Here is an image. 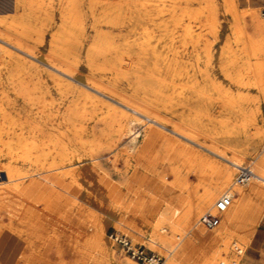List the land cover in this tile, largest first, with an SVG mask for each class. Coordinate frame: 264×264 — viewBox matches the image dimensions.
I'll return each instance as SVG.
<instances>
[{"label": "rangeland", "instance_id": "1", "mask_svg": "<svg viewBox=\"0 0 264 264\" xmlns=\"http://www.w3.org/2000/svg\"><path fill=\"white\" fill-rule=\"evenodd\" d=\"M258 22L264 24V0H0V105L23 120L48 122L45 134L27 132L28 142L40 143L72 122L78 138L74 147L79 154L90 155L76 168L80 189L63 176L69 164L60 163L61 170L44 168L53 158L60 161L46 147L22 162L13 159L0 141V167L11 165L40 175L28 182L60 175L58 192L66 207L77 205L71 214L79 224L92 215L98 201L114 210L127 208L120 213L123 227L109 219L104 228L102 216L96 214L88 224L94 236L104 232L116 257L113 264H149L113 243L108 238L113 231L145 244L149 256L156 253L169 264L172 244L189 232L171 225L189 203L185 186L199 185L200 171L207 170L198 162L200 157L217 164L216 177L233 169L227 190L234 186L238 171L229 161L239 157L256 173L264 170V83L257 75V68L264 66V28L260 30ZM10 57L21 65L20 75L29 88L26 100L17 96L14 88L19 84L10 79L5 65ZM128 107L145 110L151 120ZM122 112H129L133 120L136 141L130 130L116 133L114 118ZM102 130L111 136L100 138ZM149 135L154 152L162 157L181 154L174 164L177 178L164 174L172 167L168 162L135 156L134 147L140 148ZM9 138L3 135V140ZM98 154L99 160L93 161ZM0 177V191L11 186L5 174ZM255 187L264 189L262 184ZM131 211L144 213V223L132 219ZM207 213H215L214 204L198 219ZM159 220H164L170 243L155 247L148 241L147 224ZM64 228L72 232L70 225ZM1 235L0 263L24 264L27 243L7 231ZM233 242L241 244L240 237L230 241L231 251ZM243 248L246 254L238 264H261L259 254L251 256L249 242ZM200 251L196 247L191 257L176 263L200 264Z\"/></svg>", "mask_w": 264, "mask_h": 264}, {"label": "bare ground", "instance_id": "2", "mask_svg": "<svg viewBox=\"0 0 264 264\" xmlns=\"http://www.w3.org/2000/svg\"><path fill=\"white\" fill-rule=\"evenodd\" d=\"M257 21H259V19H257ZM257 25L260 30L264 28V24L262 22H258ZM239 30L240 32L243 31L242 27ZM193 44L196 46L197 43L195 42ZM5 65L9 70V75L12 82L19 84L14 88L16 90L17 96H19V98L21 97L23 100H26L29 94V88L24 83L23 76L20 75L21 65L16 61L13 62L11 57ZM64 75H66V73ZM257 75L260 81L264 83V66H259L257 68ZM124 106L127 107L126 105ZM128 109L131 110L129 107ZM132 111L141 116H145V110H141L140 108L134 110L132 109L131 112ZM18 113L20 112L18 111ZM113 113L115 116L116 112L114 111ZM127 113L129 112H122L117 119L114 118V121L117 123L116 133L130 130V133L132 132V135H135L133 139L135 140L139 138V134H137V132L134 131V128L131 126V122H133V120L131 121V118ZM145 117L148 120H151L149 116ZM48 120L52 121L53 119L50 118ZM45 124H48V122L46 121ZM45 124L34 122L30 119L23 120L18 116H13V114H10L4 106L0 105V141L2 142L3 147L7 150V153L11 155V157L16 161L25 162L32 159L31 156H34L35 150L37 151V149L40 147H46L50 150L48 153L55 154V157L60 158V161H57L55 158H53L54 160L50 162L48 166L45 165L44 168L61 170V168L58 167L60 163L69 164L67 167L69 169L63 173V176L71 180L74 188L80 189V178L76 174V168L79 164L83 163L88 157H90V155L79 154L76 147H74L77 146L76 144L78 142L75 126L72 125L71 122V125L66 129H59V133L57 134L48 133L49 135L46 136L47 138L43 139L40 143L37 141L28 142L25 139V134L27 132H40L45 134ZM172 132L183 137L181 133L177 131L172 130ZM3 135H8L12 138H9V140H3ZM110 136V132L102 130L100 138ZM148 137L149 138L145 139L144 144L140 148H137V146L134 147L136 151L135 156L141 160H147L150 158L156 163L168 162V164H170L172 167L169 170H166L164 174H172L175 178H177V168L174 167V164L180 158L181 154L172 153L162 157L159 153L154 152L155 149L153 146L154 141L152 140V136L149 135ZM79 142L82 141L79 140ZM112 143L114 144L113 140ZM99 154L97 156L91 155L93 157L92 160H99ZM131 156L133 158V155ZM219 157H221L222 160H227L225 155H219ZM38 158L39 157L37 156L36 160ZM140 162L141 163L138 164L141 165L142 161ZM198 162L204 167H207V170L200 171V176L198 179L199 185L189 183L185 186V190L190 197L189 203H187L188 205L184 207L183 214L178 218V220H174L173 223H171L173 230H175L177 226H181L183 228L189 229V232L183 237H179L180 241L172 244L173 246L171 247L167 258H169V264H177L176 261L182 257L185 259L191 257L190 251L198 247L201 250L198 256V261L201 262L200 264H203L202 261L207 262L206 264H231V262L234 260V257L232 256L230 241L234 237L238 239L240 237L241 244L245 245L249 241L248 238L240 235L238 232L233 231L230 228H225L222 224L213 228L214 231L212 232H209V230L205 231L204 229H206V227L201 224L198 217L206 209L212 207L213 204L215 206L216 203L214 202L222 192H225L223 195L226 194L232 197L233 205H241L245 197L246 189H242L241 186L234 184L232 188L227 190V188L231 186L229 183L231 182L232 176L234 174L233 169L228 168L220 172L218 177H216L215 174L217 164L215 162H211L210 160L201 157L198 159ZM229 162L231 167L234 169L239 170V168L244 167L242 165L243 159H240L239 157ZM254 172L256 173L255 170ZM0 173L5 174L6 182L12 181L9 183L11 186H2L0 191V235L7 231L20 237L27 243L28 248L25 252L23 251L24 254L22 256L24 264L114 263L116 257L112 249L105 243L106 241L105 235L103 234L104 232L102 234L99 233L100 235L97 233V235L94 236V231H92L88 224L93 221L95 216L94 214H96L97 216H102V226L105 225L110 219L118 223L119 226L123 227L121 224L120 213L125 211L127 208H119V210H114L106 207L102 201H98L94 207V212L91 213L92 215H87L83 221L81 220L80 225L75 220L73 213L71 214V211L77 207V205L72 203L69 207H66L62 202L63 198L58 192V188H61L62 185L59 178L60 175L49 176L48 178L46 177L44 179L40 178L41 180L38 178H31L32 180L28 182L27 179L30 177H39L40 175L35 174L34 172L33 173L35 175H29L28 173L14 168L11 165L0 167ZM256 174L258 178L251 179L246 184L247 186L260 184L264 185V170L258 171ZM0 179L3 178L0 177ZM166 183L175 187V185L173 183L171 184L169 181H166ZM102 191L105 195V190L103 189ZM153 203L154 202L152 200L150 208L152 205H154ZM230 207L227 209V211L220 214L221 218L223 215H227V219L224 222V224L227 225L232 224L235 220V216L230 214V211L232 210V207ZM77 210L79 211L80 209L78 208ZM131 212L133 213L131 217L132 219H136L137 223H144V213L139 211ZM61 220L65 226L70 225L72 232L76 231L77 235L64 228L65 226L61 228ZM128 226H130V224H127L125 228H128ZM103 227L105 228V226ZM147 227H150L149 231H146V233H149L151 236V239L148 240L150 244L157 247V245L161 243H170L165 236L166 230L164 226V220H159L154 225L147 224ZM133 234L137 235L136 231H133ZM241 244L239 245L243 247Z\"/></svg>", "mask_w": 264, "mask_h": 264}, {"label": "built area", "instance_id": "3", "mask_svg": "<svg viewBox=\"0 0 264 264\" xmlns=\"http://www.w3.org/2000/svg\"><path fill=\"white\" fill-rule=\"evenodd\" d=\"M258 178L257 174L254 172L251 166H244L239 168L237 175L235 177L234 183L239 186L246 185L251 179ZM232 204V197L229 195L221 196L215 204V213H207L201 217V224L208 228L213 229L220 224L221 213L227 211V209ZM108 238L115 244L119 245L125 253L131 256L133 259H136L139 262L149 263V264H163V257L153 253L149 256L146 253L145 244H136L133 240L126 234L113 231L108 234ZM232 256L234 260L231 264H237L240 260L243 259L246 254V249L240 246L238 243H232Z\"/></svg>", "mask_w": 264, "mask_h": 264}, {"label": "crops", "instance_id": "4", "mask_svg": "<svg viewBox=\"0 0 264 264\" xmlns=\"http://www.w3.org/2000/svg\"><path fill=\"white\" fill-rule=\"evenodd\" d=\"M255 186L250 185L246 188L245 197L241 205H231L230 214L235 216L233 223L224 224L227 219L225 214L222 216L220 224L247 237L251 256L259 254L261 257L260 262L264 264V189ZM2 237L3 235H0V242ZM251 261L254 262L253 258H251Z\"/></svg>", "mask_w": 264, "mask_h": 264}]
</instances>
